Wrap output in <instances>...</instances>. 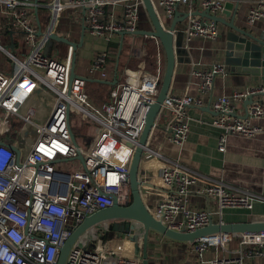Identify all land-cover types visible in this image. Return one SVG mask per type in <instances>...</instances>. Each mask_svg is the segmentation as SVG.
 <instances>
[{"label":"built area","instance_id":"obj_1","mask_svg":"<svg viewBox=\"0 0 264 264\" xmlns=\"http://www.w3.org/2000/svg\"><path fill=\"white\" fill-rule=\"evenodd\" d=\"M224 1L200 0V4L202 9L215 13L222 9ZM249 1L246 21L252 24L264 18V0ZM151 2L160 21L162 15L171 18L179 5L187 8L184 23L176 28L182 31L183 40L217 37L216 23L193 13L195 0ZM116 3L123 5L122 20H116L111 12L108 19L103 18L104 7ZM36 5L34 0H0V14L23 30L28 47L26 57L19 59L0 44V51L12 61L10 73L0 71V264H56L60 247L83 219L112 205L109 194L123 203L130 202L125 173L164 71L162 56L157 51L151 69L144 62L136 68H125L123 78L104 92L100 109H89L86 80L77 75L69 81L71 47L64 57L44 51L58 15L66 8H85L84 19L90 34L105 37L112 32L132 33L137 29L142 0H49L46 6L51 15L44 30L31 23L30 11ZM141 49L146 51L145 47ZM105 59L106 53L96 57L92 69L102 70ZM190 73L198 79L199 91L207 94L212 91L215 75L226 74L227 67L216 62L192 68ZM101 75L105 76L103 72ZM263 91L259 87L210 97L208 102L218 113L214 124L222 129L219 150L226 149L228 135L253 136L261 129L234 117L230 99ZM201 104V96L168 91L158 113L159 116L162 111L167 112L163 141L182 145L189 130L187 109ZM249 115L264 118V104L253 101L247 110ZM146 144L142 159L153 156L162 163L158 177L167 196L158 201L152 215L166 226L192 231L210 222L207 201L200 209L189 207L190 187L200 181L204 185L196 191L215 197L219 210L253 206L255 198L250 193L231 192L220 182L207 181L203 175ZM111 223L103 221L89 227L90 232L82 240L79 235L63 264H142V231L135 228V236L127 232L112 234ZM233 236L222 232L190 243L197 253L196 264H244L246 256L262 253L264 236L241 235L238 246L230 249L227 245ZM248 243L259 248L247 249L244 246ZM210 246L229 254L204 258L202 254Z\"/></svg>","mask_w":264,"mask_h":264},{"label":"crops","instance_id":"obj_2","mask_svg":"<svg viewBox=\"0 0 264 264\" xmlns=\"http://www.w3.org/2000/svg\"><path fill=\"white\" fill-rule=\"evenodd\" d=\"M48 1L37 0V5L31 8L30 11L31 23L41 30L45 29L51 15L49 7L46 6ZM226 1L238 4L235 14L233 15L234 10H232L226 16L222 9H219L215 12L218 16L226 21L232 20L235 27L252 35L264 37V18L252 24L246 21L249 0H225L224 2ZM193 9V11L203 10L200 0H195ZM83 10L82 8H66L61 11L53 33L78 44L81 40L82 27L85 26L81 45H78L76 49L75 73L83 77L86 82L89 79L98 81L103 85L102 92H105L108 87H113L117 81L123 78L125 68H136L141 64L136 55L142 45H145L143 47L147 51L146 68H152L157 51L160 52L164 64L163 47L157 38L137 32H125L122 36L118 32H112L105 37L91 35L86 29L84 19L86 9ZM139 10L136 30H151L152 23L143 4ZM176 11L179 13L178 15H184V13H187V8L184 5H179L173 16L167 19L166 25L172 20ZM110 12L113 13L116 20H122L123 5L121 3L106 5L103 18L108 19ZM6 18V16L0 14V44L17 58L23 59L28 52V47L24 42V32L16 26L10 31L6 30L3 24L7 21ZM184 20L185 17L177 22L176 27L180 28ZM216 25L218 35L215 39L191 37L183 40L184 53L180 54L181 61L175 63L168 90L172 94L187 93L202 98L201 106L191 105L187 109L189 130L186 141L182 145L171 141H163L162 127L167 112L162 111L149 133L146 145L160 151L168 159L178 161L203 175L207 181L220 182L231 192L250 193L255 198L251 208H223L219 210L215 197H205L204 194L196 191L204 185V182L200 181L190 187L188 202L192 210L202 208V205L207 201L213 223L262 221L264 220V118L247 116V110L251 104L246 97L247 95L236 100L230 99L234 117L243 118L261 129L253 136L237 133L228 135L226 149L221 151L218 149V142L222 129L214 124V119L217 118L218 113L208 101L210 97L213 99L218 95L229 96L233 91L249 92L259 87L264 88V75L260 73H241L227 68L226 74L215 75L211 93L205 94L199 91L198 79L190 73L192 68L200 69L216 62L224 63L225 34L230 30V27L223 22H218ZM69 47L71 45L68 43L49 38L44 51L51 56L64 57ZM0 53L8 62V64L6 63L7 69L6 66L0 63V71L10 73L12 61L5 53L2 51ZM102 53H106L104 68L102 70L92 69L96 57ZM102 72L105 74L104 77L101 75ZM108 75L111 80H107ZM252 94L254 95L253 101L264 104V91ZM161 165L162 163L155 157L148 156L141 160L138 169L141 196L144 204L151 212L154 211L158 201L167 196L166 188L160 184V178L158 177ZM139 230L142 231L141 228ZM159 235L157 237L159 242L152 241L149 243L152 254L149 256L146 252L148 264H196L197 253L192 249L190 243L174 241L164 238L161 234ZM233 235L232 241L227 245L230 249L238 246V237L242 234L233 233ZM244 247L253 251L259 248L254 243H248ZM261 252L260 254L253 252L246 256L244 264H264V247L261 248ZM228 254V252L222 251L217 246H210L202 255L208 259Z\"/></svg>","mask_w":264,"mask_h":264},{"label":"water","instance_id":"obj_3","mask_svg":"<svg viewBox=\"0 0 264 264\" xmlns=\"http://www.w3.org/2000/svg\"><path fill=\"white\" fill-rule=\"evenodd\" d=\"M142 4L150 18L152 29L135 30L134 32L157 38L162 44L165 62L159 91L155 100L149 105L144 126L132 153L128 170L125 173V181L128 183L131 191V200L128 203H123L118 200L116 195L109 194L113 200L112 205L99 209L90 215H87L83 219V221L77 226V228L60 247L56 264H63L68 250L84 230L103 221H113V223H111L110 230L117 233L127 232L132 234L135 230L134 224L139 225V228H137L142 229V264H148L146 252L148 236L151 231L161 234L162 236L174 241L188 243H195L197 240L203 237L222 232L240 233L242 235L251 237L254 235L264 236V220L230 223H213L210 220V222L206 225L198 227L192 231L175 230L156 219L152 215V212L149 211L144 204L140 192L138 169L142 160L144 145L146 144V140L151 129L156 124L161 102L169 90L175 63L181 61L180 54L184 53L183 33L181 30L176 29V24L180 20H183V18L187 16V13H184V15H178L179 13L176 11L172 20L168 25H166L160 21L157 11L151 0H142ZM237 5V3L226 1L223 3L222 12L228 16L229 13L234 10V15ZM82 9L85 10V8ZM193 13L209 18L215 23L223 22L228 27H230V30L225 34L224 43V64L229 70L241 73H260L261 75H264L263 36L252 35L242 29H239L233 25L232 20L226 21L216 13H210L207 8L194 11ZM84 28L85 26L83 25L81 40L78 44L73 41H69L64 37H60L55 33H51L49 36L50 39L60 40L64 43L70 44L72 47L73 51L71 53L69 81H71L73 77L77 76L75 73L76 49L78 45H81ZM125 32L126 31H119L118 33L122 36ZM10 47H12V45H10ZM253 96L254 95L252 93L247 94L246 97L249 100V103L253 102ZM79 123L80 120L77 121V125H79ZM70 135L74 139L73 129H70ZM10 148H13L17 152V149H15L12 145H10ZM78 156L80 157V155ZM132 236L135 235L132 234Z\"/></svg>","mask_w":264,"mask_h":264},{"label":"rangeland","instance_id":"obj_4","mask_svg":"<svg viewBox=\"0 0 264 264\" xmlns=\"http://www.w3.org/2000/svg\"><path fill=\"white\" fill-rule=\"evenodd\" d=\"M161 18H162L163 23L166 24L167 23V19L165 18V16L162 15ZM143 46H145V45H142L141 48ZM141 48H139V50L137 51V55L136 56L139 58V62H144L146 64V60H147L146 53H147V51L142 50ZM142 54H145V56L142 57L141 56ZM0 63H2L4 66H6V69H7L8 62L6 61V59H4L2 53H0ZM102 89H103V85H101L98 81H94V80H90L89 79L86 82L85 94H86V99H87V101L89 103V109H91V110L100 109L101 102L103 100V93H104V92H102ZM164 120H166V117H164ZM82 127H83V122H82ZM90 229L91 228H87L86 230H84L80 234L79 239L82 240L90 232ZM114 233L115 232L112 231V234H114ZM148 239H149V237H148ZM151 240H154L155 242L156 241L159 242L157 237H151ZM90 244L91 245L93 244V240L90 241Z\"/></svg>","mask_w":264,"mask_h":264},{"label":"trees","instance_id":"obj_5","mask_svg":"<svg viewBox=\"0 0 264 264\" xmlns=\"http://www.w3.org/2000/svg\"><path fill=\"white\" fill-rule=\"evenodd\" d=\"M139 14H140V10H139ZM7 19V21H5L3 24H4V27H5V29L6 30H8V31H10L11 29H13L14 28V26L10 23V19L7 17L6 18ZM109 77V78H108ZM108 77H106L107 78V80H111L110 78V76L108 75ZM158 233H156V232H154V231H151L150 232V234H149V236L148 237H158ZM160 236V235H159ZM164 237V236H163ZM165 238V237H164ZM152 241H154V240H151V239H149L148 240V242H147V254L150 256L151 254H152V252H150V250L152 249V248H150V242H152ZM186 243V242H185ZM148 256V257H149Z\"/></svg>","mask_w":264,"mask_h":264},{"label":"flooded vegetation","instance_id":"obj_6","mask_svg":"<svg viewBox=\"0 0 264 264\" xmlns=\"http://www.w3.org/2000/svg\"><path fill=\"white\" fill-rule=\"evenodd\" d=\"M88 133H89V132H88ZM134 225H135V228H137V227L139 228V226H138L137 224H134Z\"/></svg>","mask_w":264,"mask_h":264},{"label":"bare ground","instance_id":"obj_7","mask_svg":"<svg viewBox=\"0 0 264 264\" xmlns=\"http://www.w3.org/2000/svg\"><path fill=\"white\" fill-rule=\"evenodd\" d=\"M213 238H216V236H213Z\"/></svg>","mask_w":264,"mask_h":264}]
</instances>
